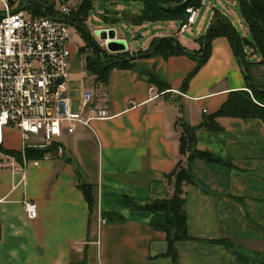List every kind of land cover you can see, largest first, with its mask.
<instances>
[{"label":"crops","instance_id":"1","mask_svg":"<svg viewBox=\"0 0 264 264\" xmlns=\"http://www.w3.org/2000/svg\"><path fill=\"white\" fill-rule=\"evenodd\" d=\"M195 17L196 12L192 23ZM154 33L152 40L176 41L169 31ZM151 41L133 48L125 40L129 65L111 68L105 84L87 74L84 88L92 89V105L111 117L93 119L89 128L76 125L69 134L63 130L41 159L25 164L22 181L19 161L11 171L0 165V264H173L166 255L164 214L128 207L124 200L142 203L164 196V174L177 158V117L196 126L228 91L248 90V85L223 37L211 41L184 90L181 82L197 57H136ZM179 45L200 48V43ZM150 77L167 88L158 90ZM216 121L221 131L194 132L196 147L217 162L191 164L193 183L183 188L187 238L173 242L176 263L264 264L263 123L226 116ZM18 148L17 134L6 131L0 149ZM83 184L92 185L95 199L90 217L78 188ZM25 199L35 204L32 219L24 213ZM98 216L104 223L96 230Z\"/></svg>","mask_w":264,"mask_h":264},{"label":"trees","instance_id":"2","mask_svg":"<svg viewBox=\"0 0 264 264\" xmlns=\"http://www.w3.org/2000/svg\"><path fill=\"white\" fill-rule=\"evenodd\" d=\"M68 0H22L23 9L28 10L32 15L55 16L54 5H65ZM76 9L70 7V14L64 19L75 26L81 37L85 40V45L79 47V52L84 48L92 51L91 55L85 56V70L94 82L105 84L111 68H126L129 65L130 56L125 51L114 53V59L104 60L106 53L93 45V39L84 25L86 13L92 6V0H73ZM138 1L141 8L135 13H128L124 16L134 25L145 22H158L166 20H178L182 23L186 18L185 8L188 6L197 7L201 0H124ZM238 4V9L243 19L250 40L240 37L230 22L220 14L215 13L211 19L206 32L199 38L200 48L197 51H189L180 46L172 37H164L155 47L157 39H153L145 53L151 50V55L160 54L163 57L168 55H185L188 57H197L196 64L192 71L182 80L180 88L185 89L190 76L206 59L211 41L216 37L226 39L231 52L236 60L245 81L250 82L246 89H236L227 92L225 100L213 112L202 117L196 126H190L177 117L174 123L178 131L177 158L173 166L164 174L166 191L162 198L151 199L142 203L132 202L125 199L128 207L141 209L148 212L160 211L164 214V224L162 229L166 234L167 250L166 255L176 263V254L173 242L187 238L186 235V216L184 213V186L193 183V174L191 164L194 160L206 162H217L208 152L199 149L195 144L194 132L197 128L209 131H221L222 128L217 123V117H236L242 120L258 118L263 123L264 131V0H232ZM66 6V5H65ZM68 7V6H67ZM247 44L253 52H258L259 59L251 61L246 58L243 46ZM149 81L153 83L158 90L167 88L164 82L154 77ZM247 83V82H246ZM2 152L14 154L17 161L19 156L12 150H3ZM50 150L46 148H27L25 158L27 160L41 159L43 155ZM88 208V216L94 212L95 199L92 194V185L83 184L78 186ZM216 241L229 245L225 239Z\"/></svg>","mask_w":264,"mask_h":264},{"label":"built area","instance_id":"3","mask_svg":"<svg viewBox=\"0 0 264 264\" xmlns=\"http://www.w3.org/2000/svg\"><path fill=\"white\" fill-rule=\"evenodd\" d=\"M54 10L55 16H35L0 0V146L6 131L17 134L19 148L13 152L20 158L19 181L24 178L25 164L32 161L25 158L27 148L50 147L63 130L69 134L76 125L89 128L91 120L111 117L105 108L92 105L90 87L83 89L78 110L70 111L63 85L71 54L69 23L64 19L70 8L55 4ZM185 12L180 30L193 22L196 7L188 6ZM100 46L104 47L103 41ZM152 89L150 85L148 91ZM31 136L40 137L41 144L28 146L26 141ZM3 154L5 160L0 165L10 171L16 169L14 154ZM22 204L26 217L34 218L35 204L27 199ZM103 223L98 216L96 230Z\"/></svg>","mask_w":264,"mask_h":264},{"label":"rangeland","instance_id":"4","mask_svg":"<svg viewBox=\"0 0 264 264\" xmlns=\"http://www.w3.org/2000/svg\"><path fill=\"white\" fill-rule=\"evenodd\" d=\"M10 4V0H7ZM19 4V5H18ZM71 9H76V4L73 0H68L64 3ZM92 6L86 13L84 25L91 35L92 39L97 43L99 50H104L106 56L104 60L114 59V52H108L103 46H100L101 41L97 39V28L109 27L115 29L116 35L122 36L128 45L136 48L143 43L149 42L155 35L156 30L169 31L173 33L177 43L186 44V42L193 43L194 46H199V38L208 29L211 19L215 13L223 15L240 37L250 40V34L241 18L238 4L232 0H202L197 5L195 22L191 23L186 29L179 30L180 21L166 20L157 22H145L138 25L132 24L124 15L128 13H135L140 10L141 3L138 1H124V0H92ZM22 7V0H14L11 8ZM25 11H28L24 9ZM70 38L69 43L73 46V53L69 56V68L67 78L64 81V90L66 97H68V104L71 110H75L81 100L84 82L88 80V75L85 70V56L91 55L92 51L84 48L79 52L78 48L85 45V40L81 37L75 26L68 25ZM139 36L134 39L135 35ZM160 38V37H158ZM194 48V47H193ZM246 58L251 61L259 59L258 52H253L251 47L247 44L243 46ZM54 141V138L52 142ZM26 144L29 146H37L41 144L40 137L31 136ZM5 157L0 150V162L4 161Z\"/></svg>","mask_w":264,"mask_h":264},{"label":"water","instance_id":"5","mask_svg":"<svg viewBox=\"0 0 264 264\" xmlns=\"http://www.w3.org/2000/svg\"><path fill=\"white\" fill-rule=\"evenodd\" d=\"M138 36H139V34L135 35L134 39H136ZM163 38L164 37L158 38L156 41V44L153 48H155L161 42V40ZM97 39L99 41L104 42V49L108 52H123L126 50L125 40L123 38H116L115 37V31L112 28H108V29L100 28L97 32ZM93 45H94V47H97V43H95L94 40H93ZM150 54H151V50H149L145 53H140V54L136 55V57H144V56H148ZM246 82H247L248 86L251 85L247 78H246Z\"/></svg>","mask_w":264,"mask_h":264}]
</instances>
